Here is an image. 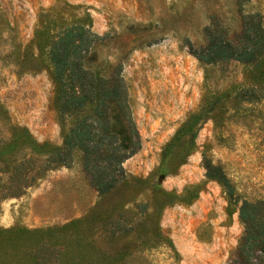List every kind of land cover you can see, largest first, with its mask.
<instances>
[{
    "label": "rangeland",
    "instance_id": "1",
    "mask_svg": "<svg viewBox=\"0 0 264 264\" xmlns=\"http://www.w3.org/2000/svg\"><path fill=\"white\" fill-rule=\"evenodd\" d=\"M246 12H259L264 26V0H0V228L80 218L83 242L113 255L110 264L235 258L243 230L237 207L264 198V78L254 82L248 65L235 60L200 63L186 42L203 43L211 16L232 39ZM75 23L100 36L97 62L120 65L140 146L105 194L89 184L75 151L68 165L42 170L11 195L14 138L24 130L37 145L59 146L73 120L56 110L35 33L43 27L55 35ZM30 146L15 153H29L20 166L27 177L44 158ZM206 163L220 167L232 199L205 176Z\"/></svg>",
    "mask_w": 264,
    "mask_h": 264
},
{
    "label": "trees",
    "instance_id": "2",
    "mask_svg": "<svg viewBox=\"0 0 264 264\" xmlns=\"http://www.w3.org/2000/svg\"><path fill=\"white\" fill-rule=\"evenodd\" d=\"M240 25V30L231 39L222 20L211 16L202 28L203 43L193 46L186 42L188 51L203 64L227 60L247 64L250 79L261 82L264 78L261 15L259 12L241 14ZM35 34L40 61L44 62L55 86L56 110L60 117L71 116L73 120L59 146L37 145L24 130L21 140L14 138L8 152L12 166L9 182L15 190L9 193L16 195L24 190L42 175V170L68 165L73 153L78 151L89 184L97 194H105L121 178L122 162L140 146L120 65L104 59L96 61L95 46L100 36L86 25L71 24L55 35L42 27ZM85 108L87 112L84 113ZM25 145H31L30 151L44 155L28 177L20 166L31 160L27 156L29 153L15 156L22 147L26 149ZM204 167L205 176L220 182L232 199V186L220 167L209 163ZM2 191L0 186V198L4 196ZM237 217L243 230L236 257L228 264H258L264 255V198L242 199L237 207ZM83 224L82 219L76 218L42 228H0V264L112 263L113 255L96 253L88 242H83Z\"/></svg>",
    "mask_w": 264,
    "mask_h": 264
}]
</instances>
